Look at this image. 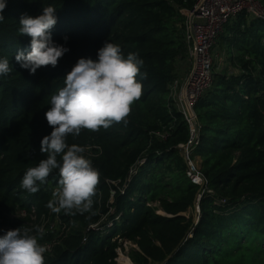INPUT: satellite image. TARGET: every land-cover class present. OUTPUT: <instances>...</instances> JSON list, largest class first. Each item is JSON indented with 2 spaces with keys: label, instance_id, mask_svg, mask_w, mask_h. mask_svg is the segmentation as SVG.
Instances as JSON below:
<instances>
[{
  "label": "trees",
  "instance_id": "16d2710c",
  "mask_svg": "<svg viewBox=\"0 0 264 264\" xmlns=\"http://www.w3.org/2000/svg\"><path fill=\"white\" fill-rule=\"evenodd\" d=\"M194 2L8 0L0 57H7L13 70L0 77V235L17 227L43 228L40 243H53L45 264H115L117 236L136 244L128 253L133 264H264V18L242 13L228 26L230 38H221L236 72L219 73L194 106L202 126L194 153L214 197L226 203L216 205L204 195L197 221L180 215L194 206L200 188L188 177L178 148L188 140V124L175 112L173 121L167 96L185 56L177 12ZM49 4L58 18L53 39L70 51L57 67L42 66L30 75L14 59L30 41L19 34L18 22L22 14L40 15ZM106 40L143 59V94L127 123L68 137L70 145L91 146L84 155L100 170V183L90 212L54 213L47 204L59 188L58 170L35 194L24 190L21 180L46 158L39 149L51 131L44 119L51 96L78 58L95 59ZM171 122L166 139L153 135ZM131 169L136 172L129 176ZM108 222L113 225L106 228Z\"/></svg>",
  "mask_w": 264,
  "mask_h": 264
},
{
  "label": "clouds",
  "instance_id": "9594fccd",
  "mask_svg": "<svg viewBox=\"0 0 264 264\" xmlns=\"http://www.w3.org/2000/svg\"><path fill=\"white\" fill-rule=\"evenodd\" d=\"M32 2V0H29ZM8 0H0V24ZM56 7L44 6L35 17L22 14L18 32L30 37L27 51H17L15 61L21 69L34 75L42 66L57 67L70 51L54 41L52 29L57 23ZM65 44L68 37H63ZM143 59L138 53L124 54L120 45L106 40L97 49L96 58L81 57L64 76V85L51 96L44 119L51 129L40 140V152L46 154L34 167H29L21 187L37 193L54 171L59 172V188L47 207L54 213H86L93 209L101 173L88 158L85 148L68 143V137H79L82 130L98 132L115 122L127 123L132 105L143 94ZM7 57H0V77L12 72ZM58 157H60L58 159ZM200 211V210H199ZM45 230L17 227L0 235V264H45L48 249L40 243Z\"/></svg>",
  "mask_w": 264,
  "mask_h": 264
},
{
  "label": "built area",
  "instance_id": "2783aa9c",
  "mask_svg": "<svg viewBox=\"0 0 264 264\" xmlns=\"http://www.w3.org/2000/svg\"><path fill=\"white\" fill-rule=\"evenodd\" d=\"M242 13L250 17L264 18L261 0H195L192 8L188 9L183 24L182 38L185 43V56L178 61L176 77L168 85L167 107L169 113L173 121L175 120L174 112L182 115L189 127L188 140L186 143L180 144L178 148L187 162L188 177L200 188L196 196L197 203L204 195L213 197L216 205L226 203V199L214 197V191L209 188L207 179L200 171V166L198 163L196 164L194 150L199 144L202 126L194 106L213 87L216 76L224 71L229 54L226 44L220 47L218 39L225 28L235 22L237 16ZM240 28L243 29L244 24ZM173 128L174 124L171 122L161 130L153 132V135L157 139L164 140ZM135 172V169H131L129 176ZM121 191L123 192V190ZM114 192L112 190L111 194L113 195ZM19 213L21 216L25 215L22 211L18 212V215ZM10 217L14 218L15 214ZM119 217L120 214L115 220H118ZM197 220L198 217L195 221ZM112 225L113 222H108L106 228ZM90 228L101 230L98 225H91ZM52 245L53 243H47L44 246L49 251Z\"/></svg>",
  "mask_w": 264,
  "mask_h": 264
},
{
  "label": "rangeland",
  "instance_id": "374dc122",
  "mask_svg": "<svg viewBox=\"0 0 264 264\" xmlns=\"http://www.w3.org/2000/svg\"><path fill=\"white\" fill-rule=\"evenodd\" d=\"M261 3H262V10L264 11V0L263 1L261 0ZM187 11H188V9H186V8L178 9L177 19L182 25L184 24ZM228 26H234V22H232ZM228 26L226 27L225 31L222 34L225 35L224 38L229 39L230 38V32L228 33V30H229ZM221 35L219 36L218 42H219V46L223 47L224 45H221V44H225L224 43L225 41H224V38L223 39L221 38ZM229 43H230V40L227 44H229ZM223 70H225L224 72H227L228 74L231 72H236L233 64L231 63V61L229 59L226 62ZM90 148H91L90 146H87V147H85V150H89ZM195 160L197 161L196 164L198 163V166H200V162H201L200 157L196 155ZM198 211H199V208H198V204L196 202L192 208H189L186 212H184V215L186 217H192L195 220L199 216L200 212H198ZM102 231H105V230H102ZM115 238H117L118 242L121 243V247L117 248L118 255L115 259V264H125L124 260L125 261L127 260V261L131 262V264H133V262L131 261V259L128 256V253H129L130 249L137 248L136 244L132 243L131 241L121 240L118 236Z\"/></svg>",
  "mask_w": 264,
  "mask_h": 264
},
{
  "label": "water",
  "instance_id": "95a60500",
  "mask_svg": "<svg viewBox=\"0 0 264 264\" xmlns=\"http://www.w3.org/2000/svg\"><path fill=\"white\" fill-rule=\"evenodd\" d=\"M197 204H198V208H199V203H197ZM199 210H200V209H199ZM158 213H159V214H163V215H167V216H172V215H170V214L165 213V212L162 211V210H159ZM180 215H184V213H180Z\"/></svg>",
  "mask_w": 264,
  "mask_h": 264
},
{
  "label": "bare ground",
  "instance_id": "6f19581e",
  "mask_svg": "<svg viewBox=\"0 0 264 264\" xmlns=\"http://www.w3.org/2000/svg\"><path fill=\"white\" fill-rule=\"evenodd\" d=\"M124 263H125V264H131V262H129V261H127V260H126V261L124 260Z\"/></svg>",
  "mask_w": 264,
  "mask_h": 264
}]
</instances>
